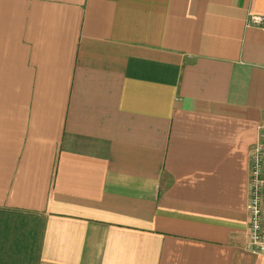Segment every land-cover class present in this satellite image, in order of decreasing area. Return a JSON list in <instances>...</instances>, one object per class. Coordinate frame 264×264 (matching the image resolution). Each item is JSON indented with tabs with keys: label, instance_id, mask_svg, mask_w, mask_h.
Instances as JSON below:
<instances>
[{
	"label": "crops",
	"instance_id": "crops-1",
	"mask_svg": "<svg viewBox=\"0 0 264 264\" xmlns=\"http://www.w3.org/2000/svg\"><path fill=\"white\" fill-rule=\"evenodd\" d=\"M251 16L264 0H0V264H264Z\"/></svg>",
	"mask_w": 264,
	"mask_h": 264
},
{
	"label": "built area",
	"instance_id": "built-area-1",
	"mask_svg": "<svg viewBox=\"0 0 264 264\" xmlns=\"http://www.w3.org/2000/svg\"><path fill=\"white\" fill-rule=\"evenodd\" d=\"M247 24L264 29V16H251ZM257 139L248 154V198L245 240L250 251L264 258V111L256 126Z\"/></svg>",
	"mask_w": 264,
	"mask_h": 264
}]
</instances>
